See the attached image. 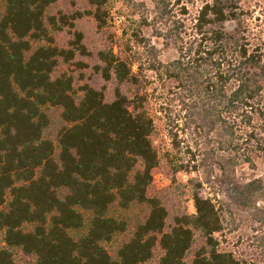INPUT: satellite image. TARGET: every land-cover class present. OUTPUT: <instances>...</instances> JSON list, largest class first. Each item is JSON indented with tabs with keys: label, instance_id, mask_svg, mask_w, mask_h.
Returning a JSON list of instances; mask_svg holds the SVG:
<instances>
[{
	"label": "trees",
	"instance_id": "obj_1",
	"mask_svg": "<svg viewBox=\"0 0 264 264\" xmlns=\"http://www.w3.org/2000/svg\"><path fill=\"white\" fill-rule=\"evenodd\" d=\"M58 1L0 0V264H246L222 250L217 235L237 207L252 208L264 223L257 205L264 179L235 178L238 165L255 166L264 155V50L250 42L241 0H205L190 25L185 8L172 20L165 0H152L153 24L166 26L156 37L177 57L158 59L141 31L153 25L144 15L133 32L152 78L142 77L143 58L102 49L92 66L114 83L111 97L94 77L56 73L90 55L82 33L69 47L56 43L69 22L50 13ZM104 2L93 0L90 12L100 27ZM151 82L163 88L156 99L177 152L175 171L201 174L186 182L194 213L150 194L154 170L171 154L155 145ZM52 108L61 110L54 139ZM184 135L203 150L188 144V158L180 157ZM216 185L223 195L204 194ZM135 208L144 213L133 219ZM19 253L31 261L21 263Z\"/></svg>",
	"mask_w": 264,
	"mask_h": 264
},
{
	"label": "rangeland",
	"instance_id": "obj_2",
	"mask_svg": "<svg viewBox=\"0 0 264 264\" xmlns=\"http://www.w3.org/2000/svg\"><path fill=\"white\" fill-rule=\"evenodd\" d=\"M128 0H105L103 3V10L105 11L106 22L103 27H100L95 17L90 13L94 9L93 0H59L51 7L50 13L53 15H66L69 22H66L63 29L55 33L56 43L69 47L70 41L76 39V34L82 33V42L86 45L90 55H78L70 63H61L57 68L56 73L61 74L67 72L74 75L77 79H82L83 76L90 81L94 77V84L98 87L106 85V93L108 97L112 96L114 83L104 81L95 73L92 64L97 61L98 52L102 49L109 50L112 47L123 57L131 59L143 58V73L142 77L147 75L152 78V72L145 70L147 63H145V50L142 46L135 42L134 32L139 28V21L141 17L148 16V21L153 24V17L155 15V6L152 0H131L132 5L127 4ZM205 0H165L167 9L170 11L172 20L177 19V11L181 13L185 8L187 13L184 18L190 25L193 17L198 13L201 5ZM242 8L245 12V24L247 27V35L253 46H259L264 50V0H241ZM65 21V19H64ZM70 23V24H69ZM234 22L227 23V29L233 30ZM166 26L164 22H156V24L148 27H142V34L151 40V43L156 45L158 50V59L163 62H168L177 57V49L172 44H166L163 39L156 37L157 31H162ZM134 31V32H133ZM137 69V66H134ZM146 79V78H145ZM167 88L172 86L171 81H167ZM164 87V86H163ZM159 82H151L147 86V91L151 95L150 105L151 113L155 118L157 125V133L155 134V145L158 147L161 155H165L168 151L171 153L170 158L162 157L159 167L154 170V181L150 189L151 195L164 197L168 202L170 209L177 210L187 207L191 213L195 212L194 202L191 198V192L186 186L188 178L191 176H201L198 172L187 174L186 172H177L173 166V160L177 156L172 148V142L169 136L166 125V118L164 113L159 112V94L162 93ZM174 91V88H173ZM177 103V102H176ZM177 113V104L173 106ZM51 127L47 130V135L54 139L57 130L61 126V110L59 108H52ZM184 133L180 132V135ZM185 140L182 145V151L179 156L187 154L188 144L193 152L200 153L203 150L202 142L197 144L194 139L184 135ZM198 157V156H197ZM255 166L248 163H241L236 169V180L243 183L258 177L264 179V155L255 157ZM204 194L213 195V191L218 193L224 190V186L216 185L215 187L206 186ZM226 193V192H224ZM221 195H223L221 193ZM222 198V196H219ZM257 205L264 207V201L257 200ZM235 211L227 212L224 229L218 233L220 241V248L226 251H232L234 255L246 264H264V223H261L254 216L253 209H243L237 207ZM143 208H135L131 214L133 219L142 216ZM160 256V249L156 250V262ZM18 259L21 263H28L31 261L29 257L19 253Z\"/></svg>",
	"mask_w": 264,
	"mask_h": 264
}]
</instances>
